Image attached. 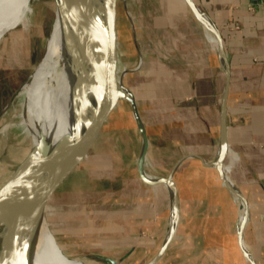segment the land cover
<instances>
[{
  "label": "crops",
  "instance_id": "0c3cea01",
  "mask_svg": "<svg viewBox=\"0 0 264 264\" xmlns=\"http://www.w3.org/2000/svg\"><path fill=\"white\" fill-rule=\"evenodd\" d=\"M191 2L222 35L229 78L216 38L187 0H131L117 27L122 83L148 139L145 172L177 187V230L154 264H264V0ZM125 104L48 200L46 219L70 257L146 264L165 243L172 193L141 178L144 137ZM222 141L245 211L211 165L216 157L206 162Z\"/></svg>",
  "mask_w": 264,
  "mask_h": 264
},
{
  "label": "bare ground",
  "instance_id": "6f19581e",
  "mask_svg": "<svg viewBox=\"0 0 264 264\" xmlns=\"http://www.w3.org/2000/svg\"><path fill=\"white\" fill-rule=\"evenodd\" d=\"M28 1L0 0V39L8 30L28 24L30 17ZM63 1L71 9L67 12L62 5V0H56L55 19L47 38L48 43L52 35L50 42L48 46L46 43L41 61L17 94V97L21 99L23 109L22 119L17 125L23 128L25 137L30 138L32 147L35 150L42 139L45 141L44 147H47L50 151L59 144L65 143L64 141L79 139L91 123H88L87 117L91 103L89 92L92 91L94 95L102 92L103 87L100 89V85L103 82L109 90L106 78L101 70L105 55L100 44L102 60L98 64L99 66L97 65L98 83L94 81L95 79L89 82V85L77 97V76L74 70L72 53L74 46H81L78 44L80 28L84 26V31L89 37H91L90 29L94 30L86 24L82 10L86 8L90 15L97 14L96 18L99 23L108 28L114 12L112 3L104 4L103 0ZM56 22L57 26L54 30ZM77 98L78 101L80 100V106H77ZM83 125H85L84 129H82ZM219 162L220 157L218 156L213 163V166L217 169ZM148 179L159 181L157 177L151 175H148ZM227 179L231 185L236 187L228 176ZM49 180L50 175L44 174L31 179L10 192L7 199L9 205L5 203L4 206H8L7 208L3 207L1 212L3 216L0 220V253L2 251L5 253L8 249L9 253H17V264H85L83 263L85 259L72 258L61 250L62 248L46 222L47 204L44 213L36 220H33L32 216L24 218L14 243L10 242V232L23 215L22 212L25 210L26 213L30 211L29 214H32ZM10 196L14 198V201L10 200ZM241 205L243 211H245L246 204L243 200ZM242 213V219L245 220V213ZM3 229L6 230L5 237L1 234ZM11 244H13L12 248ZM10 259L8 254L3 264H11Z\"/></svg>",
  "mask_w": 264,
  "mask_h": 264
},
{
  "label": "water",
  "instance_id": "95a60500",
  "mask_svg": "<svg viewBox=\"0 0 264 264\" xmlns=\"http://www.w3.org/2000/svg\"><path fill=\"white\" fill-rule=\"evenodd\" d=\"M117 1L118 0H103L104 4L109 2L113 5V16L112 20L110 21V26L108 28L104 27L101 23H99L96 15H90L86 8L82 10V14L84 16V20L89 27H92L95 30V42H98L102 45V49L105 55V61L101 66V70L103 72L104 77L106 78L109 94L111 97V102L105 105L103 108L99 109L89 127L83 133V135L74 141L73 139H69L64 141L65 143L59 144L55 149L51 150L47 147H44V140L40 141L38 148L28 156L10 175V177L0 186V217L2 215V210L4 204L6 203L10 192L14 190L16 187L30 181L35 177L42 176L44 174L50 175V180L44 187L41 196L34 207L32 214L29 211L24 210L22 212V216L18 220V222L12 228V232H10V242L14 243L18 231L21 227L22 221L27 216L31 217L33 220L39 218L43 213L46 207L48 200L51 198L52 194L55 190L59 187V185L70 175L72 171L76 169V167L82 162V160L88 155L91 151L92 147L94 146L95 142L97 141L98 137L100 136L106 122L111 118L113 112L120 106L122 101H126L131 103L133 106L135 117L137 124L143 134V147L141 154L139 156L138 161V170L140 173L141 178L151 185H165L170 192L172 193L173 198V209L172 215L170 219V226L168 229L167 237L165 243L159 252V254L152 260H150L146 264H154L157 259H159L169 247L174 234L177 230L178 220H179V205H178V194H177V187L175 183L171 179L154 181L148 179V174L145 172L144 164L147 156L148 150V139L145 133V128L143 121L140 116L139 108L136 103V100L129 94L127 89L124 87L122 83V76L120 73L119 68V50H118V28H117ZM194 11L197 13L198 17L210 31L211 34L214 35L216 38V42L218 44V48L221 54L222 64L227 72V76L229 78V63L226 56V52L224 49V43L222 35L215 25V23L208 17V15L199 9L196 5H194L191 0H187ZM62 5L66 9L67 12L70 11L69 5L62 0ZM228 86V85H227ZM227 92V91H226ZM18 94V92H17ZM225 109V107H223ZM226 144L225 141H222L221 147L219 150L218 156L220 157V162L218 165V171L220 173L221 179L224 183L238 196L242 198L245 202V198L243 195L238 191L236 187L231 185L227 179L226 172L224 169V158L226 155ZM215 162V160H214ZM213 162V163H214ZM211 163V165H213ZM246 222V213H245V220L243 219L241 226H240V236L244 230V225ZM11 244V248H12ZM9 254L8 251H3L0 253V264H3L7 255ZM249 257V256H248ZM93 259L102 262L103 264H121L118 260L107 256V255H94L92 256ZM253 263V262H252ZM254 264V263H253Z\"/></svg>",
  "mask_w": 264,
  "mask_h": 264
},
{
  "label": "rangeland",
  "instance_id": "374dc122",
  "mask_svg": "<svg viewBox=\"0 0 264 264\" xmlns=\"http://www.w3.org/2000/svg\"><path fill=\"white\" fill-rule=\"evenodd\" d=\"M130 1H117V27L122 25V17L128 13L127 10ZM28 5L30 13L28 24L8 30L0 39V186L10 177L13 170L35 150L32 147L30 138L25 137L23 128L17 125L22 119L21 113L23 110L21 99L17 97V92L21 89L25 81L28 80L30 74L44 55L47 38L52 30L55 19L56 0H29ZM56 26L57 22L55 23L54 30ZM90 34L91 37L85 33L84 26L80 28L78 32V44L81 46H74L72 53L74 70L77 76V97L89 85V82L95 79L94 81L98 83V74L96 72L99 66L98 64L102 60V52L100 51V44L94 41L96 40L95 30L90 29ZM51 37L52 35L48 40L47 46ZM122 46V42L120 41V46L118 42V50L121 52V63L125 55ZM101 88L102 92L96 93L95 95L92 91L89 92L91 95V103L88 110V118H92V115L94 117L95 113L103 105L105 106V104L107 105L111 102L109 90H107L105 82L100 85ZM122 103H127L125 105L128 109L131 108H129L128 102L126 101H122L119 107L124 106ZM79 104L80 100L77 102V106H80ZM130 121V118H125L120 122L123 124ZM8 124L11 125L7 126ZM5 157L8 159H5ZM215 157L217 156L215 155L209 158L210 160L206 162H212ZM146 167L148 168V172L151 171L152 167L150 163ZM10 200L14 201V198L10 196ZM6 203L8 204L9 201L7 200ZM8 205L4 207L7 208ZM50 210H46V213ZM2 216L3 214L0 220ZM46 222L48 223L47 219ZM1 234L5 237L6 230L3 229ZM9 255L11 258L10 263L17 264V253L12 252ZM83 263L103 264L94 259H85Z\"/></svg>",
  "mask_w": 264,
  "mask_h": 264
}]
</instances>
